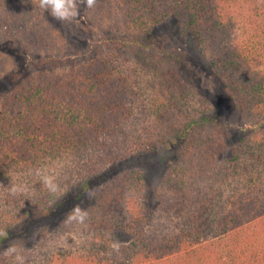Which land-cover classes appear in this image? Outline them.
Returning <instances> with one entry per match:
<instances>
[{
  "label": "trees",
  "instance_id": "trees-1",
  "mask_svg": "<svg viewBox=\"0 0 264 264\" xmlns=\"http://www.w3.org/2000/svg\"><path fill=\"white\" fill-rule=\"evenodd\" d=\"M77 2L0 0V264H264V0Z\"/></svg>",
  "mask_w": 264,
  "mask_h": 264
},
{
  "label": "clouds",
  "instance_id": "clouds-1",
  "mask_svg": "<svg viewBox=\"0 0 264 264\" xmlns=\"http://www.w3.org/2000/svg\"><path fill=\"white\" fill-rule=\"evenodd\" d=\"M97 0H79V4H84L87 8H93L96 5ZM39 6L44 9H50V14L53 18L60 21H71L79 15V7L77 0H39ZM36 175L40 177V180L45 188L50 192H56L59 186L55 183V176L47 172V170H37ZM10 194H27L28 187L23 183L11 184L8 189ZM87 213L79 206L76 205L71 210L69 215V220H75L79 218L81 221ZM4 233H0L3 235ZM113 247H118V245H113ZM18 252L14 244L10 245L8 249L5 250V254H16ZM16 259L22 261V258L17 254Z\"/></svg>",
  "mask_w": 264,
  "mask_h": 264
},
{
  "label": "rangeland",
  "instance_id": "rangeland-1",
  "mask_svg": "<svg viewBox=\"0 0 264 264\" xmlns=\"http://www.w3.org/2000/svg\"><path fill=\"white\" fill-rule=\"evenodd\" d=\"M30 1H34L37 4H39V0H30ZM82 16H84L83 9H79V15L71 21H60L57 19L53 20L52 18L51 20L52 23L56 26L55 30L59 33V35H61V37H63L64 40H68V36H69L68 33H72L75 36L76 34L83 35L80 34V31L82 30L81 27L75 25V23L81 21ZM233 30L235 31V34L238 33L237 27L234 28ZM84 37L88 38L90 42L97 38L95 34L91 33L87 35L85 34V32H84ZM20 63H22V61H18V59L13 58L10 61V66L13 68L16 67L17 65H20ZM253 66L261 68L263 67V64L257 61L253 64ZM212 94L216 99H221L226 105L227 109L232 108L223 89H221L220 87H215L212 89ZM230 113H232L233 118L236 117V115L233 114L234 112H230ZM155 119L156 118L153 119V123L156 124L157 121H155ZM160 120L166 122L168 118L166 119V117H162ZM156 162L157 163L153 165H148V164L145 165V172L148 180L152 181L154 188L157 189L162 182L165 172L170 167V165L175 162V157H170L169 155H167V152H163L158 156V160H156Z\"/></svg>",
  "mask_w": 264,
  "mask_h": 264
}]
</instances>
